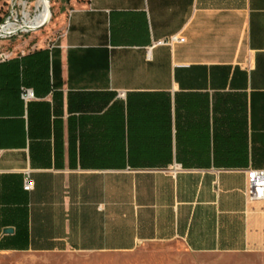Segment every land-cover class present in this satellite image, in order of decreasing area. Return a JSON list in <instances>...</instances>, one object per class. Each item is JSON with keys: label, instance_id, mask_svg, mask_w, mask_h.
I'll list each match as a JSON object with an SVG mask.
<instances>
[{"label": "crops", "instance_id": "obj_1", "mask_svg": "<svg viewBox=\"0 0 264 264\" xmlns=\"http://www.w3.org/2000/svg\"><path fill=\"white\" fill-rule=\"evenodd\" d=\"M51 10L0 39V252L264 253V200L246 194L264 168V0Z\"/></svg>", "mask_w": 264, "mask_h": 264}, {"label": "rangeland", "instance_id": "obj_2", "mask_svg": "<svg viewBox=\"0 0 264 264\" xmlns=\"http://www.w3.org/2000/svg\"><path fill=\"white\" fill-rule=\"evenodd\" d=\"M7 7L6 0H0V17L6 16ZM45 13L44 11V15ZM51 21L53 22V18ZM49 28L52 29V23L42 32ZM9 38L11 37L0 39ZM4 42L0 41V44ZM0 264H264V253L243 256L202 254L186 250L177 241L146 240L126 251L0 252Z\"/></svg>", "mask_w": 264, "mask_h": 264}, {"label": "built area", "instance_id": "obj_3", "mask_svg": "<svg viewBox=\"0 0 264 264\" xmlns=\"http://www.w3.org/2000/svg\"><path fill=\"white\" fill-rule=\"evenodd\" d=\"M7 14L0 22V38L12 37L23 33L31 32L26 30L23 25L34 26L29 24L42 10L46 12L44 0H6ZM51 6V0H49ZM8 22H12L15 30L2 33V28ZM40 24V23H39ZM38 24V25H39ZM37 26V25H35ZM35 31V30H34ZM184 41L183 36L171 35L165 40L158 42L170 43ZM6 52L0 53V58H7ZM21 97L27 101L33 97V91L30 88H22ZM178 165H173L172 171L177 169ZM34 181L30 176V172L26 171L24 176L23 189L29 191L33 189ZM246 194L249 200H264V168H248L246 170Z\"/></svg>", "mask_w": 264, "mask_h": 264}, {"label": "water", "instance_id": "obj_4", "mask_svg": "<svg viewBox=\"0 0 264 264\" xmlns=\"http://www.w3.org/2000/svg\"><path fill=\"white\" fill-rule=\"evenodd\" d=\"M44 4H45V8H46V13H45V17H44L43 22L40 23L37 26H26V25H23V27L26 30L34 31V30L41 29L43 26H45L49 22V20L51 18V14H52V10H51V6H50V3H49V0H44ZM11 231H12V228H9V227H6V228L3 229V232H11Z\"/></svg>", "mask_w": 264, "mask_h": 264}, {"label": "bare ground", "instance_id": "obj_5", "mask_svg": "<svg viewBox=\"0 0 264 264\" xmlns=\"http://www.w3.org/2000/svg\"><path fill=\"white\" fill-rule=\"evenodd\" d=\"M43 18H44V10H42L37 16H35V18L32 19V21L29 24H32L34 26L38 25L39 23L43 22ZM14 30H15V26L13 25V23L8 22L3 26L2 33H8Z\"/></svg>", "mask_w": 264, "mask_h": 264}, {"label": "trees", "instance_id": "obj_6", "mask_svg": "<svg viewBox=\"0 0 264 264\" xmlns=\"http://www.w3.org/2000/svg\"><path fill=\"white\" fill-rule=\"evenodd\" d=\"M3 18H4V16L3 17H0V22H2ZM22 88H27V87H22ZM22 88L20 90V95H21Z\"/></svg>", "mask_w": 264, "mask_h": 264}]
</instances>
